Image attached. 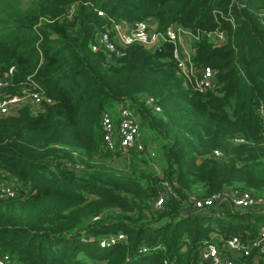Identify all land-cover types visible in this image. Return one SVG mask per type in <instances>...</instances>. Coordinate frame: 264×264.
<instances>
[{
    "label": "trees",
    "instance_id": "trees-1",
    "mask_svg": "<svg viewBox=\"0 0 264 264\" xmlns=\"http://www.w3.org/2000/svg\"><path fill=\"white\" fill-rule=\"evenodd\" d=\"M263 12L264 0H0V77L15 66L0 98L21 93L28 76L45 94L38 112L0 117V179L16 189L0 196V254L20 264H200L213 234L253 237L264 211L226 206L217 217L189 195L264 198ZM145 20L201 33L194 63L213 68V86L196 90L179 75L170 42L120 57L94 48L113 21ZM216 30L223 43L206 34ZM120 104L154 133L162 175L147 142L129 155L107 148L101 115L116 117ZM164 180L173 193L156 209ZM119 232L125 241L100 245Z\"/></svg>",
    "mask_w": 264,
    "mask_h": 264
},
{
    "label": "built area",
    "instance_id": "built-area-1",
    "mask_svg": "<svg viewBox=\"0 0 264 264\" xmlns=\"http://www.w3.org/2000/svg\"><path fill=\"white\" fill-rule=\"evenodd\" d=\"M75 8V5L68 8L69 17L73 16ZM99 14L104 16L102 11ZM260 17L264 22V12L260 13ZM206 34L215 43H223L227 37L226 32L222 30L210 31ZM200 35L199 32L196 33L175 24L164 31H159L157 26L149 20L137 22L133 26L113 21L99 31L94 48L105 49L111 57H120L124 55V50L133 44L154 49L164 42H170L175 46L179 75L186 79L194 89L203 91L213 86L215 71L212 67H198L194 63V46L188 44L189 42L194 44ZM14 71L15 66H11L5 76L0 77V89L9 84ZM44 100L43 87L28 76L21 93L0 98V117L17 114L25 106H30L34 112H38ZM46 100L51 102L49 98ZM148 103L153 105V100H148ZM258 113L264 123V99L259 105ZM101 126L105 144L110 150L119 148L128 155L131 150L145 151V146L140 141V121L128 105L120 104L116 117L111 111H104L101 115ZM147 153L153 160L156 155L155 151L149 149ZM215 154L216 156L223 155L219 150H215ZM163 187L154 203L156 209H161L167 196L173 193L172 184L168 180L163 181ZM15 193L16 189L12 184L0 179V196ZM189 200L195 209L214 208L217 217L226 216V206L232 210L262 209L261 212L264 211V198L257 197L250 191L217 192L207 198L190 194ZM88 240L93 242L96 238L90 237ZM125 240V234L119 232L100 238L99 243L102 247H110ZM230 253L236 254V258L239 259L231 257ZM0 264L20 263L9 254H0ZM200 264H264V223L260 224L253 237L242 238L239 235L225 237L221 234H213L212 238L206 240L203 245Z\"/></svg>",
    "mask_w": 264,
    "mask_h": 264
},
{
    "label": "rangeland",
    "instance_id": "rangeland-1",
    "mask_svg": "<svg viewBox=\"0 0 264 264\" xmlns=\"http://www.w3.org/2000/svg\"><path fill=\"white\" fill-rule=\"evenodd\" d=\"M131 109L137 115V113L133 110V108H131ZM137 117H138V115H137ZM138 119L140 121V131H141L140 141L143 144V146H145V147H146V145L144 144V142H147L148 149H150V150L152 149L153 151H155L156 155L154 156L153 166L156 168L155 171L159 175H162L163 174V167H162V163H161V157H160L159 149H157V146L159 145V143L157 141H155L154 133L141 124L140 117H138ZM118 166L123 167L124 164L119 162ZM249 210L255 211V212H261L262 209H249ZM249 210L244 209L242 211H249ZM258 223L259 224L264 223V217H261L258 220Z\"/></svg>",
    "mask_w": 264,
    "mask_h": 264
},
{
    "label": "crops",
    "instance_id": "crops-1",
    "mask_svg": "<svg viewBox=\"0 0 264 264\" xmlns=\"http://www.w3.org/2000/svg\"><path fill=\"white\" fill-rule=\"evenodd\" d=\"M153 24L156 25V23H154V22H153ZM188 45H189V46H192L193 44H192V42H189ZM230 256H231V257H235V258L237 257V255H236V254H233V253H230ZM236 259H239V258H236Z\"/></svg>",
    "mask_w": 264,
    "mask_h": 264
}]
</instances>
